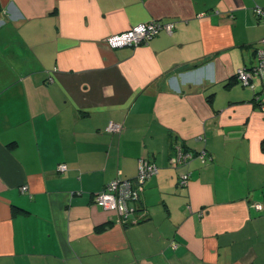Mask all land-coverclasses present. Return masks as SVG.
<instances>
[{
	"label": "crops",
	"instance_id": "1",
	"mask_svg": "<svg viewBox=\"0 0 264 264\" xmlns=\"http://www.w3.org/2000/svg\"><path fill=\"white\" fill-rule=\"evenodd\" d=\"M255 7L0 0V264H264V89L235 77L264 46ZM149 21L173 30L107 45ZM174 145L205 160L172 166ZM141 158L158 173L121 225L94 196Z\"/></svg>",
	"mask_w": 264,
	"mask_h": 264
},
{
	"label": "built area",
	"instance_id": "2",
	"mask_svg": "<svg viewBox=\"0 0 264 264\" xmlns=\"http://www.w3.org/2000/svg\"><path fill=\"white\" fill-rule=\"evenodd\" d=\"M253 13L259 21L264 23V7H255ZM163 30L167 33H171L173 24L162 25L156 21H149L108 37L106 43L112 49L123 47L136 48L141 44L148 43ZM255 56V64L251 68H239L236 71L235 77L236 80L244 86H252V78L258 77L264 89V46L256 51ZM259 106L260 109L264 111V104L261 103ZM105 130L108 133L120 134L123 130V126L119 123L109 122ZM198 139L202 140V137H198ZM194 157H198L202 161L205 160L203 152L195 155L190 151L182 149L179 145H175L170 164L172 166H185L189 164ZM66 169L67 167L64 164L58 167L59 172H64ZM157 173L158 168L156 165L141 158L137 162V171L134 178H117L112 180L100 192L95 194L94 204L104 211L116 214L117 222L121 225L136 222L140 219V200L144 184L150 177ZM188 180L189 174L183 173L179 176L177 185L183 188L187 185ZM26 189V186H22L21 192L24 193ZM251 207L257 211L262 210L259 204H252Z\"/></svg>",
	"mask_w": 264,
	"mask_h": 264
},
{
	"label": "trees",
	"instance_id": "3",
	"mask_svg": "<svg viewBox=\"0 0 264 264\" xmlns=\"http://www.w3.org/2000/svg\"><path fill=\"white\" fill-rule=\"evenodd\" d=\"M175 146V145H174ZM174 146H173V148H174ZM182 149H184V147L183 146H181V145H179ZM172 148V149H173ZM184 150H186V149H184ZM186 151H188V150H186ZM193 153V152H192ZM194 154V153H193Z\"/></svg>",
	"mask_w": 264,
	"mask_h": 264
}]
</instances>
